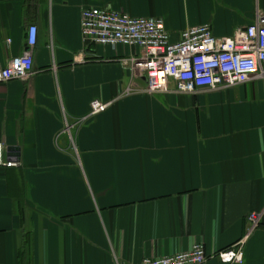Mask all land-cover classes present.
<instances>
[{
	"label": "crops",
	"instance_id": "crops-1",
	"mask_svg": "<svg viewBox=\"0 0 264 264\" xmlns=\"http://www.w3.org/2000/svg\"><path fill=\"white\" fill-rule=\"evenodd\" d=\"M99 8L232 37L264 0H0V66L27 51L34 75L0 85V264H142L243 239L264 210V81L148 94L144 51L85 43ZM109 104L92 115L91 105ZM12 149H19L18 155ZM208 264H222L211 260ZM243 264H264V217Z\"/></svg>",
	"mask_w": 264,
	"mask_h": 264
},
{
	"label": "built area",
	"instance_id": "built-area-1",
	"mask_svg": "<svg viewBox=\"0 0 264 264\" xmlns=\"http://www.w3.org/2000/svg\"><path fill=\"white\" fill-rule=\"evenodd\" d=\"M81 36L85 43L97 46L144 51L130 63L145 77L148 94L195 95L203 90L225 91L251 81H264V9L258 12L252 25L236 31L230 38H217L210 25H203L185 30L174 42L160 19L134 18L112 10L90 8L81 15ZM36 42L37 27L33 26L28 31L27 51L13 58L7 67L0 66V85L26 81L34 75L32 50ZM109 106L95 101L91 114H102ZM17 165L4 160L0 144V168ZM263 217L264 210L251 214L246 236L214 255H208L205 246L199 244L174 256L146 258L142 264H208L211 260L243 264L247 242L261 226Z\"/></svg>",
	"mask_w": 264,
	"mask_h": 264
},
{
	"label": "water",
	"instance_id": "water-1",
	"mask_svg": "<svg viewBox=\"0 0 264 264\" xmlns=\"http://www.w3.org/2000/svg\"><path fill=\"white\" fill-rule=\"evenodd\" d=\"M18 151L19 149H12V152H14V154H17V155H18Z\"/></svg>",
	"mask_w": 264,
	"mask_h": 264
}]
</instances>
